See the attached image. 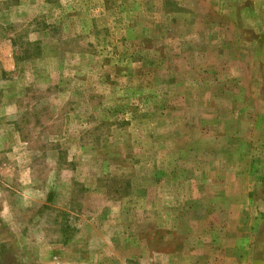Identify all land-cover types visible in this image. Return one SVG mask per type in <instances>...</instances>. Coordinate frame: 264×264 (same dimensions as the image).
<instances>
[{"label":"rangeland","instance_id":"374dc122","mask_svg":"<svg viewBox=\"0 0 264 264\" xmlns=\"http://www.w3.org/2000/svg\"><path fill=\"white\" fill-rule=\"evenodd\" d=\"M0 264H264V0H0Z\"/></svg>","mask_w":264,"mask_h":264}]
</instances>
